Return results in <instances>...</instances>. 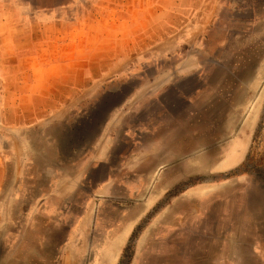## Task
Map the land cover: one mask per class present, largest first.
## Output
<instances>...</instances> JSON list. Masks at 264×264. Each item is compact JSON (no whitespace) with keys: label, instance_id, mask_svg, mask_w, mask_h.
<instances>
[{"label":"rangeland","instance_id":"rangeland-1","mask_svg":"<svg viewBox=\"0 0 264 264\" xmlns=\"http://www.w3.org/2000/svg\"><path fill=\"white\" fill-rule=\"evenodd\" d=\"M117 3L0 0V22L47 36ZM135 5L133 41L107 53L132 60L58 140L10 130L0 109V264H56L43 242L82 213L83 264H264V0Z\"/></svg>","mask_w":264,"mask_h":264},{"label":"crops","instance_id":"crops-1","mask_svg":"<svg viewBox=\"0 0 264 264\" xmlns=\"http://www.w3.org/2000/svg\"><path fill=\"white\" fill-rule=\"evenodd\" d=\"M136 6L135 0H118L117 4L97 8L95 27L77 22L57 30L50 25L45 29L47 36L40 33L37 24L17 21L16 15L5 22L1 19V124L20 135L28 128L43 127L45 133L55 135L48 137L49 141L58 140L56 132L82 108L83 101L97 93L106 80L123 72L132 60L130 56L121 59L109 55L114 48L133 41L124 29L135 28ZM169 40L157 46L168 45ZM0 138L9 141L7 137ZM77 173L81 191L83 161ZM79 217L77 226L64 233L62 243L43 242L44 252L60 255L56 264H83V255L88 253L87 232L83 231V213Z\"/></svg>","mask_w":264,"mask_h":264},{"label":"bare ground","instance_id":"bare-ground-1","mask_svg":"<svg viewBox=\"0 0 264 264\" xmlns=\"http://www.w3.org/2000/svg\"><path fill=\"white\" fill-rule=\"evenodd\" d=\"M209 107V106H208ZM181 175V174H180ZM174 179H176V178H174ZM166 183V182H165ZM188 204H190V203H188ZM204 205V204H203ZM194 207V206H193ZM204 209V208H203ZM212 215V214H211ZM191 217V216H190ZM187 220H185V221H187L188 222V218H186ZM183 239V238H182ZM172 240H174V239H172ZM177 240V239H176ZM178 241V240H177ZM180 241V240H179ZM168 243H170L171 244V242L169 241ZM220 245V244H219ZM167 247V246H166ZM156 252V251H155ZM238 253H239V251H238ZM173 254V253H172ZM171 254V255H172ZM177 254V253H176ZM158 255V254H157ZM174 255V254H173ZM184 255V254H183ZM183 255H181L182 256V258H183ZM186 255V254H185ZM207 257V256H206ZM214 257H216V256H214ZM209 258V257H208ZM186 259H188L187 257L186 258H184L183 259V261H187ZM199 259V258H198ZM169 260V259H168ZM162 263V262H161ZM163 264V263H162ZM170 264V263H169ZM172 264V263H171Z\"/></svg>","mask_w":264,"mask_h":264}]
</instances>
